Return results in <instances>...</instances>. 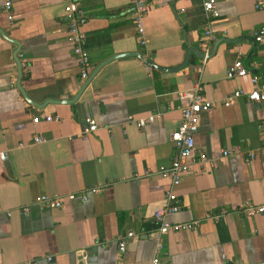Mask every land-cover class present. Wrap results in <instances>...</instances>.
Returning a JSON list of instances; mask_svg holds the SVG:
<instances>
[{
  "label": "crops",
  "instance_id": "1",
  "mask_svg": "<svg viewBox=\"0 0 264 264\" xmlns=\"http://www.w3.org/2000/svg\"><path fill=\"white\" fill-rule=\"evenodd\" d=\"M4 1L0 31L19 47L0 33V264H151L154 215L171 190L159 172L176 155L171 136L182 123L178 92L199 80L204 96L218 102L193 131L207 160L193 163L176 188L180 211L169 219L199 226L162 237L161 264H264V215L237 212L245 203L264 204V156L245 158L264 145V101L222 103L252 90L254 75L264 81V41L255 40L264 26L259 0H216L212 40L204 31L206 0H147L142 36L132 0H79L92 61L86 80L69 42L63 0H14L13 20ZM128 53L144 58H120L100 69ZM239 56L248 75L230 79ZM187 57L178 72L146 63L178 68ZM89 117L98 129L84 139ZM130 118L149 122L140 129ZM37 137L44 140L36 143ZM224 151L231 155L224 158ZM94 188L101 191L93 194ZM41 195L61 196L63 207L34 205ZM224 210L221 219L207 218ZM129 232L135 237L120 253Z\"/></svg>",
  "mask_w": 264,
  "mask_h": 264
},
{
  "label": "built area",
  "instance_id": "2",
  "mask_svg": "<svg viewBox=\"0 0 264 264\" xmlns=\"http://www.w3.org/2000/svg\"><path fill=\"white\" fill-rule=\"evenodd\" d=\"M65 4V15L68 19L69 26V42L72 45L73 53L79 63L82 70L81 78L86 80L89 76L88 70L91 67L92 61L89 51L85 47L86 32L84 27L88 23V17L86 16L81 3L79 0H63ZM14 0L4 1V12L8 16L9 20H13L14 16L12 13ZM132 18L136 25L140 36L144 34V18L148 12L147 0H132ZM204 15L206 18L205 26V36L207 40H212L215 37L217 28L214 26L219 13L216 9V0H206L203 3ZM257 10H264V0H259L256 4ZM140 43L142 45L146 44L145 39L140 37ZM257 42L264 41V26L260 28L255 36ZM205 63V61H204ZM203 67H199L198 71L202 72ZM248 75V69L242 61V56H239L237 60L229 67L227 76L230 79L237 77H246ZM251 84L253 89L250 91L238 90L233 93L228 99L224 100L222 103L225 107L233 106L239 99H245L248 102L259 103L264 101V81L257 75H254L251 79ZM204 87L202 81H197L193 87L178 92V98L184 102L181 107L182 113V123L177 131H175L172 136V143L176 149V155L167 168H162L159 174L163 177H167L171 181V190L167 193V204L165 207L159 209L155 215L154 220L157 225V230L153 234V238L156 241V252L155 256L151 261V264H161L159 253L163 249L162 237L168 233H179L182 231H191L199 226V221H194L191 223L173 224L170 222V218L180 211V205L178 201V196L176 194V188L181 184L182 179L187 175L191 169L193 163H204L207 160V156L204 152L198 151L196 149V142L194 138L193 131L199 126L201 116L204 113L211 111L216 107V101L208 100L204 94ZM43 121L45 122H58V117L44 116ZM40 118H35L34 122H40ZM130 122L135 123L138 128H143L147 125L148 118H141L135 120L130 118ZM88 128L81 135L84 139H87V135L97 131V122L89 117L86 119ZM44 139L37 137L35 142L40 143ZM231 155L230 151H224L223 157H228ZM258 155L264 156V145L258 150L249 151L246 155V160L253 161ZM101 191L100 188L92 189L93 194H97ZM69 200L76 199L75 195H68ZM83 202L88 200L87 194H83L81 197ZM34 205L46 208V209H60L63 207V198L57 195H41L38 196ZM25 212H29V208L24 209ZM246 217H255L258 215H264V204H252L245 203L242 205L238 211ZM227 214V211H222L220 214L211 216L208 219H221ZM135 237L133 232H129L127 237H123L119 241V251L120 253H125L127 249V239ZM86 257L83 258L85 262ZM227 264H246L242 262H236L230 260Z\"/></svg>",
  "mask_w": 264,
  "mask_h": 264
},
{
  "label": "water",
  "instance_id": "3",
  "mask_svg": "<svg viewBox=\"0 0 264 264\" xmlns=\"http://www.w3.org/2000/svg\"><path fill=\"white\" fill-rule=\"evenodd\" d=\"M0 33L2 34V36H3L4 38H6L8 41H10V39H8V37H7L6 35H4L1 31H0ZM10 42H13V43H14V41H10ZM14 44H16V45L19 47V44H18V43H14ZM191 51L197 52L196 50H193V49H192ZM19 53H20V50H18L17 53H16V61H17V63H18V66L20 67V66H21V63H20V60H19V58H18ZM199 56H200L201 58H203V59H204V57H205V55H204V54H201V53H199ZM125 57H139V58H141V59L144 58L143 55H142V54H139V53L120 54V55L114 56L113 58H111L110 60H108L107 62H105L103 65H101L100 69H101L102 67H104L105 65L109 64L110 62L116 60V59L125 58ZM146 63H147L149 66L154 67L155 69H157V70H159V71H163V72H178V71H181V70L185 69V68L188 66V64H189V59H188V57H187L186 60H185V62H184V64L181 65V66L178 67V68H168V69L161 68V67H157V66H156L152 61H150V60H146ZM19 86H20V85H19ZM20 90H21L23 96L28 100L29 98L25 95L24 91H22L21 87H20ZM66 102H72V101H66Z\"/></svg>",
  "mask_w": 264,
  "mask_h": 264
}]
</instances>
